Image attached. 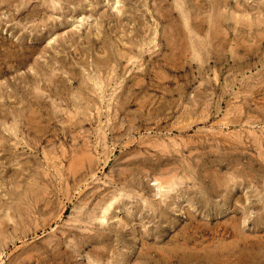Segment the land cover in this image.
I'll use <instances>...</instances> for the list:
<instances>
[{
    "label": "rangeland",
    "instance_id": "1",
    "mask_svg": "<svg viewBox=\"0 0 264 264\" xmlns=\"http://www.w3.org/2000/svg\"><path fill=\"white\" fill-rule=\"evenodd\" d=\"M263 234L264 0H0V264H264Z\"/></svg>",
    "mask_w": 264,
    "mask_h": 264
},
{
    "label": "bare ground",
    "instance_id": "2",
    "mask_svg": "<svg viewBox=\"0 0 264 264\" xmlns=\"http://www.w3.org/2000/svg\"><path fill=\"white\" fill-rule=\"evenodd\" d=\"M214 8V7H213ZM194 12V11H193ZM192 14V13H191ZM224 14V13H223ZM223 14H222V18H223ZM173 18V17H172ZM220 18V17H219ZM225 19V16H224V18H223V20ZM186 21V20H185ZM192 21H193V18H192ZM238 22V21H237ZM173 23V22H172ZM187 23V22H186ZM179 24V23H178ZM185 24V23H184ZM174 25V24H173ZM181 26V25H180ZM192 26H193V24H192ZM200 26V25H199ZM197 27V26H196ZM180 28H182V27H180ZM218 28V27H217ZM190 29V28H189ZM199 29V28H198ZM202 29V28H201ZM178 31V30H177ZM197 31V30H196ZM163 32H165V31H163ZM186 33V32H185ZM197 33V32H196ZM191 34V33H190ZM177 36V35H176ZM182 36V35H181ZM263 36V35H262ZM187 37H188V35H187ZM193 37V36H192ZM226 38V37H225ZM224 38V39H225ZM179 39V38H178ZM182 39V38H181ZM213 39V38H212ZM198 40V39H197ZM203 40V39H202ZM189 42H190V40H189ZM199 44V43H198ZM197 46V45H196ZM201 46V45H200ZM200 50V49H199ZM206 52V51H205ZM201 53V52H200ZM199 55V54H198ZM214 56V55H213ZM37 128V127H36ZM28 129V128H27ZM17 132V131H16ZM159 178V177H158ZM155 180V179H154ZM160 181V180H159ZM161 181H163V180H161ZM157 182H158V180H157ZM216 182V181H215ZM163 183V182H162ZM173 185V184H172ZM157 187H161L160 186V183H158V185H157ZM12 202V201H11ZM16 209V208H15ZM18 210V209H17ZM18 212V211H17ZM16 212V213H17ZM102 220H103V218H101ZM15 220V219H14ZM264 235V234H263Z\"/></svg>",
    "mask_w": 264,
    "mask_h": 264
}]
</instances>
